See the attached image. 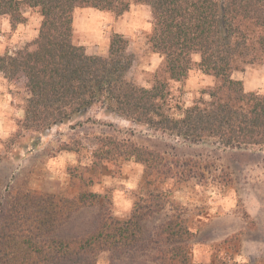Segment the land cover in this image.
Here are the masks:
<instances>
[{
	"label": "trees",
	"instance_id": "trees-1",
	"mask_svg": "<svg viewBox=\"0 0 264 264\" xmlns=\"http://www.w3.org/2000/svg\"><path fill=\"white\" fill-rule=\"evenodd\" d=\"M134 3L151 8L149 43L163 56L160 75L178 80L195 65L215 78L178 114L172 112L164 79L146 88L127 78L132 57L122 35H114L106 57L90 55L74 41L76 8L122 14ZM23 6L42 15L39 35L34 48L0 55V72L24 78L29 128L50 129L100 105L191 146L264 149V91H246L232 77L247 64L264 63V0H0V15L18 22ZM95 157L120 165L135 160L150 176L188 178L180 160L129 138L99 137ZM165 206L162 192H149L135 201L127 219H119L102 196L83 188L74 196L0 190V264H98L103 259L108 264H191L192 232L182 214H168L150 227ZM93 208L92 218L77 223ZM254 264H264V258Z\"/></svg>",
	"mask_w": 264,
	"mask_h": 264
},
{
	"label": "rangeland",
	"instance_id": "rangeland-1",
	"mask_svg": "<svg viewBox=\"0 0 264 264\" xmlns=\"http://www.w3.org/2000/svg\"><path fill=\"white\" fill-rule=\"evenodd\" d=\"M12 22L0 15V55L34 48L43 17L23 6ZM74 41L90 55L106 57L115 34L128 43L132 66L127 78L146 88L167 82L168 102L176 114L215 84L197 66L181 79L164 78L163 56L149 43L154 20L151 8L134 3L122 14L114 10L78 7L73 15ZM197 61L199 56H195ZM246 91H264V63L247 64L233 72ZM29 90L18 75L0 72V190H29L74 196L83 188L102 196L110 212L127 219L134 203L149 192H162L165 209L149 223L154 227L168 214L180 213L191 229V264H254L264 258V149L214 150L191 146L182 139L134 124L95 105L82 116L50 129L25 123ZM129 138L185 164L187 180L150 176L135 160L103 163L95 157L98 138ZM188 165V166H186ZM87 209L77 223L93 217ZM126 264V261L118 264ZM98 264H108L105 259Z\"/></svg>",
	"mask_w": 264,
	"mask_h": 264
}]
</instances>
